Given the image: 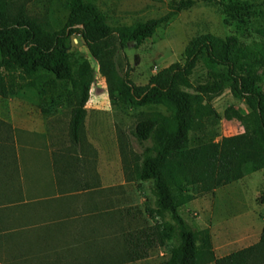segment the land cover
I'll use <instances>...</instances> for the list:
<instances>
[{
    "label": "trees",
    "instance_id": "trees-1",
    "mask_svg": "<svg viewBox=\"0 0 264 264\" xmlns=\"http://www.w3.org/2000/svg\"><path fill=\"white\" fill-rule=\"evenodd\" d=\"M21 1L0 0V94L6 97L7 87H33L44 96L60 81L71 84L77 101L70 132L74 142L80 143L94 80L90 61L71 49L72 36L80 34L90 55L98 61L111 97L133 107L161 105L169 112L140 118L134 131L139 139L152 142L143 152L138 178L151 183L155 198L149 211L160 219L156 236L161 243H171L163 264H264V227L257 243L218 257L210 229L193 228L181 213L193 199L264 168V41L241 43L232 37L203 34L191 42L184 63L173 62L147 84L138 85L130 76L129 63L124 73L118 74L113 60L115 45L122 51L131 44L139 46L198 0H172L165 14L131 25L110 24L95 3L70 0L66 21L60 28L31 17ZM17 5L20 9L13 14ZM201 57L209 67L208 80L195 86L191 75ZM226 88L249 107L246 116L238 115L244 133L218 141L215 133L212 139L191 147L190 132L199 127L196 119L214 111L211 105H200L199 100L219 95ZM259 201L264 203V191ZM46 231H40L41 237L50 238ZM153 233L151 226L123 232L124 244L120 248L109 246L106 251L93 241L87 247L93 255L85 264L144 258L153 246ZM5 236L15 243L18 233L10 229ZM0 250L4 264H64L62 246L7 244Z\"/></svg>",
    "mask_w": 264,
    "mask_h": 264
},
{
    "label": "rangeland",
    "instance_id": "rangeland-1",
    "mask_svg": "<svg viewBox=\"0 0 264 264\" xmlns=\"http://www.w3.org/2000/svg\"><path fill=\"white\" fill-rule=\"evenodd\" d=\"M86 1L98 5L107 21L113 25H131L161 16L172 4V0ZM21 2L31 17L60 28L66 21L70 0ZM18 6L12 10L13 14L19 11ZM206 33L223 38L232 37L241 43L264 41V0H198L157 28L139 46L131 44L122 51L115 45L113 60L117 72L122 75L129 63L133 81L145 85L162 68L176 61L184 63L191 42ZM71 49L83 53L94 68L80 143L74 142L70 132L71 114L77 95L71 84L61 81L44 96H40L39 90L33 87H7V96L0 94V132L6 136L2 142L8 143L9 154L14 157L17 141L19 144L20 141H32L46 144L47 147L50 145L53 152L58 149L66 153L70 151L72 161L78 162L81 168L85 166L84 172H89L88 166L91 165L81 160L87 150L90 158L96 160L93 166L100 187L96 197L98 204L100 196L103 200L101 208L105 216L110 218L103 228L99 227L95 231L94 237L97 240L102 238L105 242L103 249H107L118 243L123 230L135 231L151 226L154 240L149 257L123 264H163L169 257L171 243H161L156 236L155 226L160 219L149 211L154 206L155 198L151 183L138 178L143 152L152 142L139 139L134 131L140 118L157 112H169L161 105L133 107L118 102L116 97L110 96L98 61L90 55L80 34L72 36ZM208 72L205 58L201 57L191 75L194 85L205 83ZM262 88L264 90V81ZM199 101L200 105H211L214 111L196 119L199 127L190 132L191 147L212 139L215 133L214 139L217 141L224 136L244 133L245 126L238 115L246 116L249 107L244 99L234 96L229 88L219 95L204 96ZM79 172L82 174V169ZM263 191L264 168L241 180L220 186L214 193L197 197L195 202L185 204L181 213L193 228H207L213 221L209 201L216 198V202H220V208L217 209L219 215L230 217L245 210H258L264 215V203L259 201ZM95 194L92 193L93 196ZM108 224L111 225L106 228ZM237 248L239 246H234L231 251Z\"/></svg>",
    "mask_w": 264,
    "mask_h": 264
},
{
    "label": "crops",
    "instance_id": "crops-1",
    "mask_svg": "<svg viewBox=\"0 0 264 264\" xmlns=\"http://www.w3.org/2000/svg\"><path fill=\"white\" fill-rule=\"evenodd\" d=\"M5 138V134L0 132V246H36L40 243L62 246L64 264H85L93 255L87 249L89 243L99 241L103 247L104 240H97L95 231L110 221L101 208L102 197L99 196V204L96 198L100 188L93 166L96 160L90 158L86 150L81 160L91 165L88 166L90 171L84 172L85 166L81 168L78 162L72 161L70 151L66 153L58 149L53 152L50 145L47 147L46 144L32 141H20V144L17 141L14 157L9 154L8 143L2 142ZM81 169L82 174L79 172ZM93 192L96 193L94 196ZM219 204L216 198L209 201L213 221L207 226L216 256L227 255L260 240L264 227L262 213L245 210L228 217L219 215ZM10 229L18 233L15 243L5 236ZM46 229L51 234L45 232L50 238L40 235V231ZM119 238L118 243L114 244L117 248L124 244L122 237ZM234 246L239 248L231 251ZM150 251L149 248V254L144 258L108 264L136 262L149 257ZM0 254L4 256L1 250ZM0 264H4L2 260Z\"/></svg>",
    "mask_w": 264,
    "mask_h": 264
}]
</instances>
